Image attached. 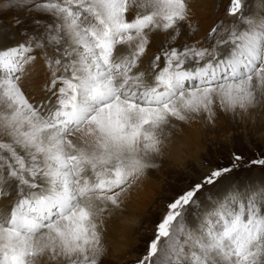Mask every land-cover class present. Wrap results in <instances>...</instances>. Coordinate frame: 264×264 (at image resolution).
<instances>
[{"label": "snow or ice", "instance_id": "snow-or-ice-1", "mask_svg": "<svg viewBox=\"0 0 264 264\" xmlns=\"http://www.w3.org/2000/svg\"><path fill=\"white\" fill-rule=\"evenodd\" d=\"M222 118L264 127V0H228L207 29L194 0H0V264H109L165 168L181 179L134 264H264V175L232 179L264 151L177 158Z\"/></svg>", "mask_w": 264, "mask_h": 264}, {"label": "rangeland", "instance_id": "rangeland-1", "mask_svg": "<svg viewBox=\"0 0 264 264\" xmlns=\"http://www.w3.org/2000/svg\"><path fill=\"white\" fill-rule=\"evenodd\" d=\"M254 2L255 0H248L250 5ZM194 4L198 19L203 28L207 29L214 20L224 15L228 0H210L205 5L202 0H194ZM44 79L43 68L38 65L26 91H39ZM226 139H231L235 148L242 151L246 158L264 151V127L255 123L251 126L238 125L222 118L214 129L203 125L187 129L185 136L177 144V158L183 159L186 154L200 155L211 159L213 164H227L229 152L224 147ZM179 173V169L165 168L141 187L128 204L123 217L113 227L109 237V264H134L136 255L144 250L145 242L150 239V230L155 220L163 211L162 205L165 203L164 197L169 194V187L181 179ZM261 175H264V169H243L235 173L232 179L244 181ZM124 223L128 225L129 232H125L120 226Z\"/></svg>", "mask_w": 264, "mask_h": 264}, {"label": "bare ground", "instance_id": "bare-ground-1", "mask_svg": "<svg viewBox=\"0 0 264 264\" xmlns=\"http://www.w3.org/2000/svg\"><path fill=\"white\" fill-rule=\"evenodd\" d=\"M205 3H210V0H202V4L205 5ZM34 92L38 93L39 91H34ZM126 223H124V224H122L120 226L125 230V232H127V231L129 232V227H128V225H126ZM125 226H126L127 230H126Z\"/></svg>", "mask_w": 264, "mask_h": 264}]
</instances>
